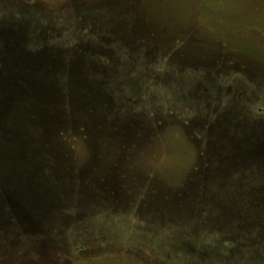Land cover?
Wrapping results in <instances>:
<instances>
[{
	"label": "rangeland",
	"instance_id": "obj_1",
	"mask_svg": "<svg viewBox=\"0 0 264 264\" xmlns=\"http://www.w3.org/2000/svg\"><path fill=\"white\" fill-rule=\"evenodd\" d=\"M49 51L82 59L73 80H100L142 115L169 118L171 133L159 135L163 145L142 167L166 166L172 194H130L120 181L113 187L122 194H88L73 169L97 165L89 178L107 177L122 152L114 138L107 148H64L66 166H41L54 177L35 179L43 190L34 194H6L10 181L27 187L26 168L12 171L18 160L2 153L0 264H264V152L249 151L264 139V0H0V74L9 54L27 52L40 67ZM190 128L201 134L197 148ZM209 148V158L196 155ZM202 162L209 169L196 174ZM128 166L123 172L150 187L145 169ZM208 178L217 188L196 193L233 197L205 198L210 210L201 203L206 214L186 217L183 193ZM216 214L232 225L205 220Z\"/></svg>",
	"mask_w": 264,
	"mask_h": 264
},
{
	"label": "trees",
	"instance_id": "obj_2",
	"mask_svg": "<svg viewBox=\"0 0 264 264\" xmlns=\"http://www.w3.org/2000/svg\"><path fill=\"white\" fill-rule=\"evenodd\" d=\"M65 61L67 66L70 65L71 59L68 56H65ZM93 75L100 76V73L93 71ZM59 76L64 77V74H59ZM88 83L79 86L69 80V82H59L58 85L54 84V88L51 86L52 90H49L50 94H57L58 99L51 98L50 100H43L39 104L45 113L48 114V124L50 126L52 125L50 128L54 133L50 137L51 139L48 138L49 140L43 142V146L41 145L40 133L44 134L47 132L48 125L37 123L39 117V112L35 106L37 99L29 96L32 92L27 91L28 87L24 83H18L17 91L11 92L0 99V130L7 129L4 134L0 133V137L2 136L4 140L15 146L26 145L24 148H15L21 150L23 153L22 159H25L27 162L33 160L38 163L40 172L36 175L35 179L37 181H42L41 179L46 177L48 179H53L54 177L48 171L44 170V172L41 166L47 167L53 163V166L56 167L66 166L63 163V156L66 153L64 148L75 152L76 150L78 151L80 145L89 148L88 151L96 148H107V143H111V138H114L115 141L118 140L117 142L122 152L120 153L119 163H114L110 166V170L106 173L107 177L100 179L97 177L96 180L89 178L91 175L95 176L98 174V169H96L98 168L96 167L97 165L93 169L86 171L80 168L78 169L77 167L73 169V177L77 178L79 183L83 181L90 188L88 194H122L120 190L117 191V188L114 189L113 183L115 181H120V188L124 191L130 190L128 191L130 194H172L167 183L162 179V173L166 171V166H158V168H155L149 165V167H142L146 164H143V158L151 157L153 150L163 145L157 146L156 144L159 135L165 140L166 135L171 133L169 118H166V115L157 116L149 112L148 114L143 113L146 116L142 115L138 111H141L138 108L139 104L117 94V90L114 87L108 86V84L106 85L100 80L89 81ZM38 108L40 109V107ZM23 115L29 117V122L26 124H22L20 121ZM16 127L19 130H16ZM194 131V129L190 128L185 135L188 136L196 147V141H199L201 134ZM202 136V139L205 140V136ZM2 141L0 139V145L3 143ZM41 148H43V152L37 153V149ZM158 150L159 148L155 151ZM199 151L200 153L198 154L195 149L196 155L200 159L209 158L208 156L211 154V148L205 150L208 152L206 155L204 153L205 151ZM101 162L100 158L97 157L96 163L101 165ZM128 165H132L134 168L145 169L146 177L151 182L150 187L147 185L148 182L138 186L131 175L123 172V168L129 167ZM201 165L199 168L193 167L196 174L201 171L203 173L209 169L207 162H202ZM87 171L89 173H86ZM114 173H118L117 178H114ZM107 178H111L114 181L110 180L109 182ZM210 188H217V185L213 179L208 178L204 183L197 184L190 191L187 190L183 193L182 201L184 198L186 202V206L183 204L184 211L187 214L186 217L193 216L194 209L199 213L206 214L203 212L202 206L205 208L203 204H206L207 210H210L209 208L212 202L209 200L211 198L218 204L219 199L223 200L220 197L221 195L233 197L230 194H212L209 196L210 194L207 193H203L205 195H202L195 192V190H201L203 192ZM190 194H200V198L198 197L196 200L197 203L187 201L192 196ZM209 197L210 199L205 201V198ZM201 203L203 204L201 205ZM215 210L217 213L219 212L216 206ZM216 215L211 216L212 218L210 219L209 217L205 218V220L217 221L219 225H215L219 227H229L232 225L225 218H219V214ZM242 215L245 218L244 220L248 221L247 223L253 222L255 224L257 222V218L253 217L254 215H247V213H243Z\"/></svg>",
	"mask_w": 264,
	"mask_h": 264
},
{
	"label": "water",
	"instance_id": "obj_3",
	"mask_svg": "<svg viewBox=\"0 0 264 264\" xmlns=\"http://www.w3.org/2000/svg\"><path fill=\"white\" fill-rule=\"evenodd\" d=\"M49 49H53V47H50ZM53 53H54L53 51H49L48 53H43L40 62H44L47 64L41 65L40 67H38L35 64L38 63V61L34 60L31 57V55H29L27 52L13 56L9 54L10 57L8 56L6 58L4 57L2 58V61H4L5 64V70H3L4 72H2V75L0 74V99L10 94L11 92L18 90L17 86L19 85L18 82H16V80L18 79L17 75H19L18 72L21 73L22 78L24 80L23 83L26 85V87H28L27 91L32 92L31 94H29V96H33V98L37 99L35 105L39 112L37 123H43L48 125L47 132H45L44 134L40 133L42 146L44 145L43 142L45 140L51 139L50 137L54 134L50 128L52 125L50 126L48 124V114L45 113L42 106L39 105L40 103L43 102V100H50L51 98L52 99L55 98L56 100L58 99L57 94L55 95L52 93L50 94L49 90L51 89V86L52 88H54V84L58 85L59 82H67V81L69 82V80H72L74 83H76L79 86L81 84H87L89 82V81H76L73 80L72 78L73 76H75V74L77 75V73H80V71H82L79 65L77 64L80 62V60H82L81 58L77 59L75 62L73 61L70 62V65L67 66L65 58L50 57V55ZM35 72H37L38 74L35 75L34 74ZM59 74H64V77L63 76L58 77ZM61 78L65 80H62ZM38 107H40V109ZM28 118L29 117L27 115L26 116L23 115L20 119L21 123L22 124L28 123L29 122ZM15 129L19 130L18 127H16ZM3 130L7 131V129H3ZM3 143H2L3 145L1 144L0 154L3 153L5 156H9L10 158L14 157V159L18 160L15 166L11 168L12 171H16L15 167L18 166V164L22 165L19 161L22 159L23 153L21 152V150L16 149L15 145L11 144L10 142L5 140ZM41 151H43V148L37 149V153H40ZM249 151L251 152V154L263 153L264 139H258L257 142L249 146ZM23 166H27V167H25L26 170L21 174V179H23L22 183L27 184V187L24 188L21 192L19 191L18 186H15V184H13V182L10 181V183L7 186L8 190L6 191V194H34L35 190L39 192L43 190L42 186L36 183L35 180L36 175L38 174V172H40L39 169L40 166L38 165V163L32 160L30 161L29 164H25ZM59 167L61 168V166ZM50 192L51 190L48 189L46 193L51 194Z\"/></svg>",
	"mask_w": 264,
	"mask_h": 264
}]
</instances>
